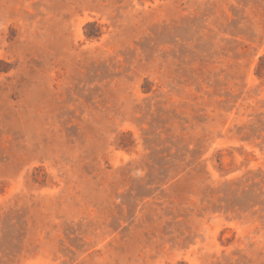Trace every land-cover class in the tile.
<instances>
[{
  "label": "rangeland",
  "instance_id": "obj_1",
  "mask_svg": "<svg viewBox=\"0 0 264 264\" xmlns=\"http://www.w3.org/2000/svg\"><path fill=\"white\" fill-rule=\"evenodd\" d=\"M0 264H264V0H0Z\"/></svg>",
  "mask_w": 264,
  "mask_h": 264
}]
</instances>
